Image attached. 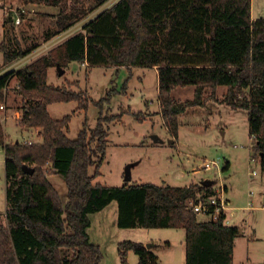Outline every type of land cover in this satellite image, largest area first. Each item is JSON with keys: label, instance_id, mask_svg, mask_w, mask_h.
I'll use <instances>...</instances> for the list:
<instances>
[{"label": "trees", "instance_id": "obj_1", "mask_svg": "<svg viewBox=\"0 0 264 264\" xmlns=\"http://www.w3.org/2000/svg\"><path fill=\"white\" fill-rule=\"evenodd\" d=\"M57 10L54 30L46 40L83 22L107 0H21ZM251 0H118L84 23L82 31L36 59L27 67L0 76V101L12 78L19 83L23 129H36L39 143L9 142L0 117V148L4 153L5 212L0 213V264H100L99 245L91 242L89 216L112 201L117 203L116 225L132 228H182L185 264H232L238 226L225 224L226 212L199 221L189 201L214 194L213 185L183 187L151 183L104 186L95 183L106 157L108 134L101 114L104 102L85 92L47 83L48 70L69 63L87 67L156 68L159 115L167 132L178 137L179 119L189 107L217 102L247 112L252 151L264 170V18L252 19ZM1 42L2 65L21 58L37 45L22 47L6 30ZM5 40V41H4ZM6 42V43H5ZM179 86H194L193 98L173 99ZM76 102L77 110L97 106L96 125L85 122L76 138L67 136L71 115L53 119L48 106ZM33 169L28 174L22 168ZM226 164L222 168L226 170ZM93 170V171H92ZM92 171V172H91ZM48 173V174H47ZM48 175L61 176L67 193L63 201ZM214 184V183H213ZM120 264L134 252L137 264H161L142 243H118Z\"/></svg>", "mask_w": 264, "mask_h": 264}, {"label": "rangeland", "instance_id": "obj_2", "mask_svg": "<svg viewBox=\"0 0 264 264\" xmlns=\"http://www.w3.org/2000/svg\"><path fill=\"white\" fill-rule=\"evenodd\" d=\"M251 3L252 17L264 18V0H251ZM3 5L16 8L22 6V1L3 0ZM23 6L26 10L20 13L19 25L7 20L6 37L9 41H12V36L15 37L24 48L32 44L38 47L44 44L46 35L54 30L57 10L38 5ZM5 19L4 10L0 7V42L5 38ZM81 25L79 23L73 32L81 31ZM57 43L58 41L54 45ZM57 46L58 44L55 47ZM36 53L37 49L30 56L28 65L42 54ZM19 66V62L3 66L0 53V73ZM15 83L14 77L10 80V89L2 94L5 98V110L0 113V117L5 132L10 136H7V140L20 144L39 143L41 137L36 129L24 130L18 124L23 108ZM47 83L85 92L92 101H100L108 91L115 90L111 100L104 102L101 114L106 118L120 114L121 118L104 123L108 134L106 157L95 183L114 187L124 183L183 187L203 178L213 181L216 188L224 185L227 192L223 195L229 201L226 224L238 226L240 230V235L235 240L236 250L232 264H264V200L261 196L262 187L259 185L263 169L259 161H250L254 155V141L249 136L247 112L242 109L232 110L220 103L224 87L218 89L217 102L210 100L204 106L186 109L179 119L178 137L175 139L163 126L158 112L155 67L135 66L130 70L106 66L90 68L71 62L63 75L57 73L56 67L49 69ZM193 90L194 86H179L171 92V96L178 102H184L193 98ZM99 110L93 103H90L86 112L77 110L76 102L48 106L53 119L71 115L67 133L71 139L76 138L85 122L89 128L96 125ZM153 136L157 139L154 140ZM205 161L219 165V170L215 167L202 169ZM129 164L132 165L131 180L125 182V168ZM225 164L227 171L222 170ZM252 171L256 172L255 176H251ZM48 179L65 201L67 188L63 178L48 175ZM249 193H252L251 198ZM248 202L252 205L250 208H247ZM4 210V154L0 148V213ZM89 218L91 225L88 233L91 242H101L99 244L103 258L100 264H120L117 245L123 241L142 243L145 247L153 245L150 250L161 258V262H165L161 264H184L185 231L182 228L121 229L116 225L115 201L91 214ZM198 220L208 221L210 217L199 215ZM246 258L249 260L246 261ZM127 262L137 264V255L129 251Z\"/></svg>", "mask_w": 264, "mask_h": 264}, {"label": "built area", "instance_id": "obj_3", "mask_svg": "<svg viewBox=\"0 0 264 264\" xmlns=\"http://www.w3.org/2000/svg\"><path fill=\"white\" fill-rule=\"evenodd\" d=\"M117 1L118 0H107V2L100 9H98L96 12L89 15V17L86 18L85 20H83V22H80L82 24L81 25V31H82V26L84 23L88 22L96 14L100 13L102 10L109 8L112 4H114ZM0 7L3 8L5 17H10V19L13 21L14 25H19L21 23L20 13L22 14L24 12V10H25L24 7H22V6H19L16 8H13L12 6L6 7L5 5H3V0H0ZM78 24H76L75 26L71 27L70 29H68L67 31H65L61 34H58V35L52 37L51 39L46 40L44 42V44H41L40 46L36 47L29 54H27L21 58L13 60L8 65H12L14 63L19 62L20 66L16 67V68H11V69H9V71H6L4 73H0V76L5 74V73L11 72V71L23 69L26 65H28L30 63V58H31L30 56H32V54L34 53V51H36V49H37L36 54L42 53L38 57H42V56L46 55V53L48 51H50V49L55 47L57 44L60 45L68 37L78 33V31L75 33L73 32ZM81 31H79V32H81ZM57 41H58V43L54 45V43ZM7 89H10L9 85L3 90V92H5ZM15 89H17V90L19 89V83L18 82L15 86ZM4 110H5V103L0 101V113L3 112ZM28 143L31 144V142H28ZM252 147H253V145H252ZM250 161L258 162V159L255 155H253V157L250 159ZM214 167L217 168V170H219V168H220L219 165L217 166L215 163L208 162V161H205L201 166V168L204 170H209V169L214 168ZM251 175L255 176L256 172L252 171ZM212 189L214 191V194L209 195V196H205L204 193H202V194H199L194 200L189 201V208L193 211V213L197 214L198 216L199 215L208 216L211 219V218H216L221 211L226 212L228 201L225 199V196L223 195V193L225 192L223 186H219L216 188L215 184H214ZM251 206H252L251 203L248 202L247 208H250ZM225 223H226V219H225Z\"/></svg>", "mask_w": 264, "mask_h": 264}, {"label": "crops", "instance_id": "obj_4", "mask_svg": "<svg viewBox=\"0 0 264 264\" xmlns=\"http://www.w3.org/2000/svg\"><path fill=\"white\" fill-rule=\"evenodd\" d=\"M22 7H24V6H22ZM25 8V7H24ZM26 10V9H25ZM5 16V15H4ZM252 19H254L253 17H252ZM11 20V19H10ZM2 42V41H1ZM1 42H0V53L2 54V59H3V52L1 51ZM81 65H85V66H87V64L85 63V64H81ZM49 69H51V68H49ZM64 71H65V69H64ZM48 72H49V70H48ZM15 84H17V80H16V83ZM52 105V104H51ZM50 106V105H49ZM164 126V125H163ZM25 130V129H24ZM6 133V132H5ZM6 135L8 136V137H10L7 133H6ZM16 142V141H15ZM4 154V153H3ZM224 167V166H223ZM226 169H227V167H226ZM223 170V169H222ZM225 171H227V170H225ZM195 174V173H194ZM252 176V175H251ZM203 178H198L197 180H199V181H197V182H192L191 184H200L203 180H202ZM214 185V184H213ZM259 185H260V187H262V189H261V192H262V194H261V196H263L262 197V199L264 200V170H262V176L260 177V181H259ZM223 188H224V191L225 192H227V187L226 186H224L223 185ZM250 194V197L249 198H251L252 196V193H249ZM226 199V198H225ZM227 200V199H226ZM228 201V200H227ZM229 202V201H228ZM4 212H5V210L3 211V212H1V214H4ZM226 220H227V218H226ZM226 224V223H225ZM228 225V224H227ZM89 234V233H88ZM89 237H90V235H89ZM90 240H91V238H90ZM98 241V240H97ZM236 242V241H235ZM235 242H234V250H233V256H234V254H235V250H236V246H235ZM99 243H101V242H96L95 244H97V245H99L100 246V244ZM101 248V247H100ZM156 255V254H155ZM157 256V258H158V261L160 262V263H165V262H161V258L158 256V255H156ZM249 260V258H246V261H248ZM102 261V260H101ZM234 261V258L232 257V262ZM184 264H185V261H184Z\"/></svg>", "mask_w": 264, "mask_h": 264}, {"label": "water", "instance_id": "obj_5", "mask_svg": "<svg viewBox=\"0 0 264 264\" xmlns=\"http://www.w3.org/2000/svg\"><path fill=\"white\" fill-rule=\"evenodd\" d=\"M56 70H57V73L59 75H63L64 74V69H62L59 65H56ZM154 140L157 139L156 136H153L152 137ZM171 142V140L169 141V143ZM131 164L127 165L126 168H125V182H130L131 180V175H130V168H131ZM22 168L24 169V171L28 174H31L33 172V169L32 168H29L27 165H23ZM213 181L211 180H204L200 183V185H206V186H211L213 185ZM151 247H153V245H146V248L147 249H150Z\"/></svg>", "mask_w": 264, "mask_h": 264}]
</instances>
